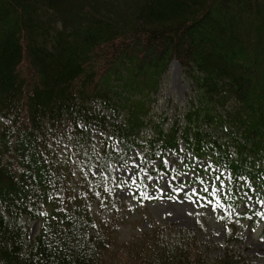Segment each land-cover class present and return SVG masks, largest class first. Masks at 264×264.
Returning <instances> with one entry per match:
<instances>
[{
    "label": "trees",
    "instance_id": "1",
    "mask_svg": "<svg viewBox=\"0 0 264 264\" xmlns=\"http://www.w3.org/2000/svg\"><path fill=\"white\" fill-rule=\"evenodd\" d=\"M174 59L193 92L170 119L151 111ZM137 151L264 202V0H0V264H242L188 232L120 246L107 190Z\"/></svg>",
    "mask_w": 264,
    "mask_h": 264
},
{
    "label": "rangeland",
    "instance_id": "2",
    "mask_svg": "<svg viewBox=\"0 0 264 264\" xmlns=\"http://www.w3.org/2000/svg\"><path fill=\"white\" fill-rule=\"evenodd\" d=\"M184 71L176 59L171 62L151 113L172 119L175 111L178 117L189 109L193 85ZM60 141L59 155H63L67 142L65 138ZM188 157L194 161L192 168H185L184 154L167 152L147 163L137 151L128 166L114 168L107 191L114 201L120 246L143 234L158 232L169 239L188 232L209 263L231 252L242 264H264V203L254 195V187L249 188L245 180L244 186H236L226 171L209 170L203 160ZM231 198L234 205L228 204ZM24 224L31 237L38 234V221L24 220Z\"/></svg>",
    "mask_w": 264,
    "mask_h": 264
},
{
    "label": "snow or ice",
    "instance_id": "3",
    "mask_svg": "<svg viewBox=\"0 0 264 264\" xmlns=\"http://www.w3.org/2000/svg\"><path fill=\"white\" fill-rule=\"evenodd\" d=\"M93 131H95V129H93ZM101 136H103V133H100ZM83 145H79V143L77 145H74L73 147H82ZM69 149V145L68 144H65L64 145V150H68ZM92 149H93V152L95 153V150H96V145L95 144H92ZM98 155V154H97ZM165 163L167 164L168 162L165 161ZM148 179H151V177H148ZM218 180H220V178L218 177L217 178ZM203 183V181H201ZM223 182V181H221ZM165 187H167V184H165ZM42 215H44L45 213H41ZM262 239H264V237H262Z\"/></svg>",
    "mask_w": 264,
    "mask_h": 264
}]
</instances>
